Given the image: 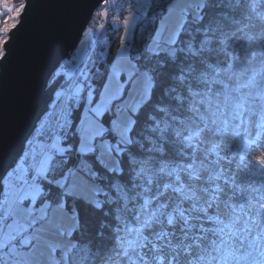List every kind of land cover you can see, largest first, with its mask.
<instances>
[{
    "label": "snow or ice",
    "instance_id": "6c2138e0",
    "mask_svg": "<svg viewBox=\"0 0 264 264\" xmlns=\"http://www.w3.org/2000/svg\"><path fill=\"white\" fill-rule=\"evenodd\" d=\"M0 264H264V0H0Z\"/></svg>",
    "mask_w": 264,
    "mask_h": 264
},
{
    "label": "trees",
    "instance_id": "16d2710c",
    "mask_svg": "<svg viewBox=\"0 0 264 264\" xmlns=\"http://www.w3.org/2000/svg\"><path fill=\"white\" fill-rule=\"evenodd\" d=\"M118 37H119V33H116L117 41H118ZM112 46H113V49H115V47H117V43L114 42Z\"/></svg>",
    "mask_w": 264,
    "mask_h": 264
},
{
    "label": "rangeland",
    "instance_id": "374dc122",
    "mask_svg": "<svg viewBox=\"0 0 264 264\" xmlns=\"http://www.w3.org/2000/svg\"><path fill=\"white\" fill-rule=\"evenodd\" d=\"M127 13H125V15H126Z\"/></svg>",
    "mask_w": 264,
    "mask_h": 264
},
{
    "label": "bare ground",
    "instance_id": "6f19581e",
    "mask_svg": "<svg viewBox=\"0 0 264 264\" xmlns=\"http://www.w3.org/2000/svg\"><path fill=\"white\" fill-rule=\"evenodd\" d=\"M125 14V13H124Z\"/></svg>",
    "mask_w": 264,
    "mask_h": 264
}]
</instances>
